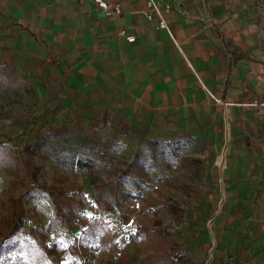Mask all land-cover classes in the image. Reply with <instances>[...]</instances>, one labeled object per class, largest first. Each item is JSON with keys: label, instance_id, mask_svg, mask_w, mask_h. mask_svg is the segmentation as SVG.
<instances>
[{"label": "crops", "instance_id": "1", "mask_svg": "<svg viewBox=\"0 0 264 264\" xmlns=\"http://www.w3.org/2000/svg\"><path fill=\"white\" fill-rule=\"evenodd\" d=\"M166 3L159 30L143 0H121L114 17L90 0H0V66L65 123L192 136L207 150L192 263L264 264V5Z\"/></svg>", "mask_w": 264, "mask_h": 264}, {"label": "rangeland", "instance_id": "2", "mask_svg": "<svg viewBox=\"0 0 264 264\" xmlns=\"http://www.w3.org/2000/svg\"><path fill=\"white\" fill-rule=\"evenodd\" d=\"M57 110L41 107L35 84L22 72L0 66V264L18 258L24 264H115L120 253L131 256V264H193L190 239L207 180L206 148L192 136L162 142L88 122L72 125ZM87 140L112 172L127 170L122 188L138 189L144 199L102 210L112 247L98 224L86 239L84 220L72 229L49 227L60 191L80 190L92 199L87 178L53 163L47 150L83 155ZM91 206L82 210L86 219L99 217L94 201ZM18 215L21 228L4 239ZM143 230L161 238H147Z\"/></svg>", "mask_w": 264, "mask_h": 264}, {"label": "trees", "instance_id": "3", "mask_svg": "<svg viewBox=\"0 0 264 264\" xmlns=\"http://www.w3.org/2000/svg\"><path fill=\"white\" fill-rule=\"evenodd\" d=\"M84 145L87 152L83 155L62 154L55 149L47 150L49 158L58 166L65 167L69 172L75 171L85 176L90 185L89 200L88 196L80 190H73L71 192L60 191L52 203V217L49 227L58 226L62 228L72 229L76 224L82 220L86 221L87 228L83 232V238L86 239L95 224L99 225L102 233L105 234L107 242L105 245L114 246L111 239L108 237V232L105 224L101 220L100 214L102 210L111 205V207H119L127 205L132 201H143L142 194L138 189L124 190L122 188L123 178L127 175V170H115L109 166L105 157L96 151V145L91 141H85ZM84 142V143H85ZM116 173V174H115ZM120 173V174H119ZM114 177V178H112ZM96 203L94 212L99 215L98 218L91 217L86 219L82 215V210L92 209L91 202ZM171 209H174L171 207ZM21 228L19 215L13 220L9 231L6 233L4 239L13 236ZM48 229L45 230L44 237L48 235ZM147 238L160 239L159 233L151 230H143ZM44 248L47 246L43 245ZM83 249L84 247L81 246ZM1 249V248H0ZM54 249V248H53ZM170 253L172 248H169ZM56 255L58 250H53ZM131 256L120 253L116 258L115 264H131ZM17 264H24L19 258L16 259Z\"/></svg>", "mask_w": 264, "mask_h": 264}, {"label": "built area", "instance_id": "4", "mask_svg": "<svg viewBox=\"0 0 264 264\" xmlns=\"http://www.w3.org/2000/svg\"><path fill=\"white\" fill-rule=\"evenodd\" d=\"M95 7L100 9L106 17H114L119 16L122 12L121 8V0H90ZM145 3V10L142 11V15L147 20H153L157 18L158 25L157 28L159 30L166 28V22L163 13H168L170 6L169 4H165L163 10H160L157 6V1L159 0H143ZM121 33L120 35H122ZM127 42H133L134 37H126Z\"/></svg>", "mask_w": 264, "mask_h": 264}]
</instances>
